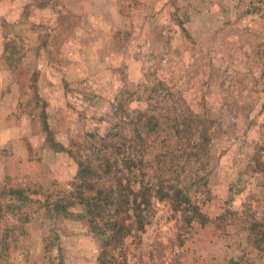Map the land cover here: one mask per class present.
<instances>
[{"label": "rangeland", "instance_id": "rangeland-1", "mask_svg": "<svg viewBox=\"0 0 264 264\" xmlns=\"http://www.w3.org/2000/svg\"><path fill=\"white\" fill-rule=\"evenodd\" d=\"M117 123L145 149L117 170L129 192L170 171L199 214L151 192L119 264H264V0H0V264H97L81 209L52 205L89 195Z\"/></svg>", "mask_w": 264, "mask_h": 264}, {"label": "trees", "instance_id": "trees-1", "mask_svg": "<svg viewBox=\"0 0 264 264\" xmlns=\"http://www.w3.org/2000/svg\"><path fill=\"white\" fill-rule=\"evenodd\" d=\"M113 117L117 122H122L118 119L120 114L125 113L126 103L120 100L117 101V107L114 109ZM135 120L136 127L134 128V139L142 141L143 131L140 130V123L142 117L144 116L141 112H136ZM149 121L145 123L149 128V132H154L156 129V120L152 122V116L149 117ZM117 125L112 127L107 131L106 135L98 134V146L94 147L96 150V160H99L100 163L97 165L94 164V184L88 186L90 189L89 195H81L77 193L75 200L67 201L66 203L56 202L52 205L53 211H64L72 206L80 208L82 212H79V218L83 219L88 230L96 238H100L101 248L99 255L97 257V264H119L121 260H126V256L123 251L126 246V241L129 237H135L139 233H142L145 228L146 214L145 212L151 207V197L153 196L158 199V201L170 200L175 207H182L183 205L187 206L185 210L184 222L190 224L194 219L199 216L198 211L194 208V211L190 213V216H187L188 209L190 208V200L188 198L187 187H179L173 184V176H170V171L167 176L170 179L159 178L158 182H154V178L149 180L148 184L141 186L137 193L128 190L126 185H123L120 179L116 176L117 170L120 165L126 166L128 169L132 167H137L142 164L141 154L144 153L145 149L142 151L137 150V145H126L127 135L125 136L123 132L116 131L119 128ZM125 124V122L121 123ZM45 130L47 131V125L44 123ZM122 131V130H121ZM175 136L178 138L176 132ZM133 137V136H132ZM97 136H94L96 139ZM117 139V141H116ZM210 140V139H209ZM207 136L202 134L203 147L209 142ZM111 141H116L115 143L109 144ZM151 151L157 150L155 148L156 139L151 140ZM52 146H56L53 140H49ZM129 142V141H128ZM167 146H163L165 149ZM127 148V151H125ZM162 148H159L157 153L153 156V160L158 158H166L170 154L167 152H161ZM109 150V154H106ZM134 151V154H133ZM167 151V150H163ZM127 152V154H126ZM161 152V153H160ZM139 157V158H138ZM78 178L80 177L85 181L87 176L92 174L89 171V166H85L82 162H78ZM140 171V168H137ZM184 170L181 169L180 173ZM165 172L163 173V175ZM108 176H113L114 180L110 182L107 180ZM176 175V179H178ZM166 177V176H164ZM197 183L192 179L194 184H204V178L197 176L195 178ZM179 183V182H178ZM192 183L190 184V187ZM152 192V194H151ZM21 190H10L7 192L10 196H21ZM130 194L134 197L133 204L136 205V208L133 209L130 207ZM59 215V214H58ZM264 235L258 244L260 245V250L264 251Z\"/></svg>", "mask_w": 264, "mask_h": 264}]
</instances>
